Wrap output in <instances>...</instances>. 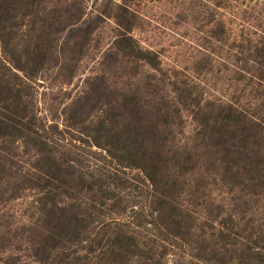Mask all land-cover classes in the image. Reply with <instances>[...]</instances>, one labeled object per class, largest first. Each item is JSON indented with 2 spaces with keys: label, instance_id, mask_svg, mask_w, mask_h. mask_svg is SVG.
Listing matches in <instances>:
<instances>
[{
  "label": "rangeland",
  "instance_id": "1",
  "mask_svg": "<svg viewBox=\"0 0 264 264\" xmlns=\"http://www.w3.org/2000/svg\"><path fill=\"white\" fill-rule=\"evenodd\" d=\"M8 115L0 264H264V0H0Z\"/></svg>",
  "mask_w": 264,
  "mask_h": 264
},
{
  "label": "trees",
  "instance_id": "2",
  "mask_svg": "<svg viewBox=\"0 0 264 264\" xmlns=\"http://www.w3.org/2000/svg\"><path fill=\"white\" fill-rule=\"evenodd\" d=\"M123 41H124L123 42L124 44L131 45L128 42V39H123ZM141 58L147 59V61L149 63H152L153 62V59H154L151 56V54H145V53L144 54H141ZM138 101H135L134 102V107H135L134 113H137V114L140 113V109L142 107L140 105V100H138ZM6 118H8V121L7 122H5V118L3 120L0 119V134H3V135H7L8 132H9V129L13 128L12 127V120L13 119H12L11 115L10 116L8 115ZM213 121L215 123L212 124V125L210 124V125H211V127H214L216 129L211 128V137L214 136V132L215 131H216L218 137H223L224 134L231 132L230 130L232 129L237 134H239V135H237V138L240 141L243 142V146H245L246 144L251 143V144H254L253 146L259 147L258 146V139L256 138V136H257L256 129H259L258 126H260V124L256 123L254 120L245 119L242 115L237 114L235 111H231L230 110V111L225 112V113H223V112L219 113V115L217 116V119L216 120H213ZM142 126H144V128H145V125H143V123H142V125H141L140 128H142ZM36 146H37V144H36ZM213 146L216 147L218 145H215V143H214ZM43 149H45V147H42L37 152H39L40 154H42L43 153ZM222 150L224 151L223 154H222V156H221V158H223L222 160H224V158L226 156L232 157L233 154H236V152L235 153H232L229 150V148H226V147H222ZM47 151L50 154L53 153V150L48 149ZM136 153H138V151ZM50 154H48L46 156V159L47 160L48 159H52L51 157H53V155H50ZM209 154H210L211 157L215 158L216 157L215 155H217V151H212ZM54 157H55V155H54ZM143 159H145V158H143ZM143 167L146 168L145 165H143ZM5 169H6V167H5ZM2 171H4V168H2L0 170V172H2ZM44 186H46V184H44L43 186H41L43 188V190H45V187Z\"/></svg>",
  "mask_w": 264,
  "mask_h": 264
}]
</instances>
